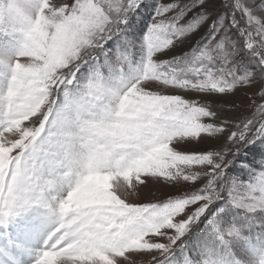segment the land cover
Wrapping results in <instances>:
<instances>
[{
  "label": "snow or ice",
  "instance_id": "snow-or-ice-1",
  "mask_svg": "<svg viewBox=\"0 0 264 264\" xmlns=\"http://www.w3.org/2000/svg\"><path fill=\"white\" fill-rule=\"evenodd\" d=\"M24 3L37 13L27 31L0 32V225L42 172L37 206L58 224L36 264H247L264 249V231L250 234L264 218V0ZM233 92L249 100L238 119L191 95ZM95 100L106 120L87 163L46 161L37 141L52 113L70 128L64 113ZM153 186L151 202L134 199ZM201 223L194 246L183 240Z\"/></svg>",
  "mask_w": 264,
  "mask_h": 264
},
{
  "label": "clouds",
  "instance_id": "clouds-1",
  "mask_svg": "<svg viewBox=\"0 0 264 264\" xmlns=\"http://www.w3.org/2000/svg\"><path fill=\"white\" fill-rule=\"evenodd\" d=\"M35 10L29 13L25 8L24 0H0V32L23 34L29 28L31 21L36 17ZM55 107L59 108L64 104V97L61 93L59 103L53 100ZM99 100H95L87 111L65 112L63 123L71 124L70 128H61V118L52 113L47 126L38 138L41 145V152L46 161H52L57 166L64 162L74 165L87 163L92 138L89 131H94L106 116L99 112ZM43 115H48V107L45 106ZM97 141L104 137L96 136ZM47 167V165H45ZM50 181L43 173H38L34 179L22 183L17 187V198L22 211L41 204L45 188Z\"/></svg>",
  "mask_w": 264,
  "mask_h": 264
},
{
  "label": "rangeland",
  "instance_id": "rangeland-1",
  "mask_svg": "<svg viewBox=\"0 0 264 264\" xmlns=\"http://www.w3.org/2000/svg\"><path fill=\"white\" fill-rule=\"evenodd\" d=\"M204 31H206V29H202L200 34H192L188 38L192 45L195 44L196 40H199L201 38ZM180 48L183 49L184 51L190 50V46L188 44L180 45ZM176 54L179 55V54H182V52L180 50H177ZM164 58L170 59V57H164ZM175 91L178 94L185 95V98H189L188 94L184 93L182 90H175ZM191 95L195 99L199 100L201 103L213 104L215 107L222 110L225 114H227L228 116H231L233 119H238L241 116V112L238 111L237 109L246 108L247 104L249 103V100L245 99L242 93L240 92L225 93L223 95L212 94L211 96L205 99H201V97L204 96L205 94L193 93ZM252 111H253L252 109H249L244 114L251 115ZM181 183L185 185L192 184L191 181H187V182L182 181ZM197 183L199 184L200 187H202L204 181L203 180L197 181ZM187 190L188 189L185 188V189H182L181 191H187ZM162 191L164 193L175 192V189H173L169 185L163 188ZM156 192H157V188L156 186H153L152 188L145 190V194H141L138 197H134V199H143L144 202H151L149 197L152 195V193H156ZM160 198L164 199L167 197L161 196ZM194 208L195 206H191L190 210H194ZM230 223H232L233 226H238L239 228L247 229L249 227L248 225L244 223L243 220L236 219V218H230ZM57 224H58V216L54 212H52L51 210H49L47 207H44V206H34L30 208L29 210L24 211L21 215L10 219L6 224L0 225V264H36V261L40 257L39 256L36 259V256L41 255V253L45 250L44 243L46 242V239L49 233L51 232V230L53 231L56 228ZM38 225L44 226V232H45L44 234L42 233V231H40L41 226H38ZM262 225H264V218L257 217L256 225L251 226L250 234L254 237L257 235H260L262 231H264V228L261 227ZM25 227H35L36 228L34 231H31L32 241L30 239L31 237L29 238L27 235L21 234L23 228ZM203 228H204L203 223L197 224L196 226L193 227L192 232L196 231L197 229L198 230L200 229L202 231ZM47 229H49V231ZM191 233L186 235L183 238V240L187 238ZM18 236H19V239H18ZM193 241L196 244L197 234ZM178 246H179V242H178L177 247ZM235 246L237 247V250L239 252V248L241 247V245L237 244ZM262 252H264V249H261V248L253 249L251 254L248 257H246L247 264H258V261L261 258Z\"/></svg>",
  "mask_w": 264,
  "mask_h": 264
},
{
  "label": "bare ground",
  "instance_id": "bare-ground-1",
  "mask_svg": "<svg viewBox=\"0 0 264 264\" xmlns=\"http://www.w3.org/2000/svg\"><path fill=\"white\" fill-rule=\"evenodd\" d=\"M25 220V219H24ZM30 221H32V220H30ZM25 223V222H24ZM38 223V222H37ZM47 225H49V224H47ZM17 226V225H16ZM21 226V225H20ZM31 226H33V225H31ZM38 226H41V225H38ZM57 226V225H56ZM51 228V227H50ZM22 229V228H21ZM36 228L35 227H25V228H23V230H22V232H21V234H24V235H27L30 239H31V241H32V232L31 231H34ZM53 229V228H52ZM39 230V229H38ZM48 231H49V229H47ZM40 231H42V233L44 234L45 232H44V226H41L40 227ZM52 231V230H51ZM31 233V235H30V233ZM37 233V232H36ZM20 234V235H21ZM40 234V233H39ZM19 235V236H20ZM38 235V234H37ZM19 236H18V239H19ZM34 236H36V235H34ZM21 237V236H20ZM9 238V237H8ZM26 238V237H25ZM29 239V240H30ZM20 241V240H19ZM25 242V241H24ZM29 242V241H28ZM38 243V242H37ZM45 244V243H44ZM42 245V244H41ZM45 246V245H44ZM42 247V246H41ZM34 248V247H33ZM31 249V248H30ZM24 250V249H23ZM40 255H37L36 256V259L39 257ZM26 259V258H25ZM33 259V258H32ZM39 259V258H38ZM26 261V260H25Z\"/></svg>",
  "mask_w": 264,
  "mask_h": 264
},
{
  "label": "trees",
  "instance_id": "trees-1",
  "mask_svg": "<svg viewBox=\"0 0 264 264\" xmlns=\"http://www.w3.org/2000/svg\"><path fill=\"white\" fill-rule=\"evenodd\" d=\"M201 230L199 229H197L196 231H193L187 238H185L184 240L185 241H188L190 244H192L193 246H194V238L196 237V234L197 233H199ZM179 247V246H178ZM177 254H179V253H177ZM189 255H191V253H189Z\"/></svg>",
  "mask_w": 264,
  "mask_h": 264
}]
</instances>
